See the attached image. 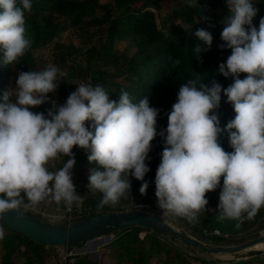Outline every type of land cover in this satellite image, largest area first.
<instances>
[{"label":"clouds","instance_id":"9594fccd","mask_svg":"<svg viewBox=\"0 0 264 264\" xmlns=\"http://www.w3.org/2000/svg\"><path fill=\"white\" fill-rule=\"evenodd\" d=\"M187 3L201 7L199 0ZM225 3L230 14L223 21L220 48L230 49L231 55L217 72L233 82L223 88L215 80L208 86L188 79L167 114V128L159 133L160 110L148 96L133 102L122 90L116 101L104 86L80 83L61 105L49 96L59 87L58 75H64L60 68L49 64L40 71H20L16 87L4 89L0 98V218L44 201L69 208L82 204L84 197L73 181L76 146L98 165L89 170L86 185L91 194H102L98 209L127 199L130 177L142 182L139 191L146 195L147 161L159 135L163 151L155 195L163 217L196 222L209 204L206 194L220 187L223 177L217 219L236 221L237 228L253 220L264 207V18L257 28L253 0ZM31 9V0H0V66L19 64L31 49L25 18ZM195 36L205 45L193 49L200 59L211 48L213 35L200 29ZM181 62L176 59L172 66ZM241 74L247 75L241 79ZM222 93L236 114L224 128L218 115ZM45 103H51L46 114L31 110ZM225 132L231 152L219 142ZM58 159L62 166L51 171L50 163Z\"/></svg>","mask_w":264,"mask_h":264},{"label":"trees","instance_id":"16d2710c","mask_svg":"<svg viewBox=\"0 0 264 264\" xmlns=\"http://www.w3.org/2000/svg\"><path fill=\"white\" fill-rule=\"evenodd\" d=\"M166 0H114L112 3H100V0H31L32 9L25 12L26 36L32 40L31 49L25 54L19 64L15 66H0V98L3 90L7 88L9 78L16 69L20 71L35 70L37 65L40 70L47 67L41 63L34 52L47 47L55 39L60 38L63 32L69 27L77 30L97 28L104 31L106 42H102L100 48L91 45L88 50L89 60L86 65L77 64L75 55L80 50L74 44L65 46L59 43L57 47H63L57 56L59 60L55 66L64 73L61 76L59 89L54 95L56 99H62L67 95L68 83L71 79L81 78L84 83L100 84L104 86L111 95L110 99L119 100V93L124 90L130 94L133 102L144 96L150 97V105L160 110L158 118V133L167 128V114L171 111L172 105L176 102L177 93L181 84L188 79H196L211 86L215 80L227 88L233 81L218 74L217 69L220 63L226 62L231 55L230 49H221L224 43L221 33L224 28L223 21L230 14L225 0H208L205 5L204 0H199L201 7L192 8L187 1L181 7H174L168 17L157 20L156 11H160ZM253 5L258 9L257 16L253 23L259 27V21L264 18V0H253ZM180 18V19H178ZM204 29L213 35V44L207 51L200 54V59L196 58L193 52L195 46L205 47L204 42L195 36L197 30ZM117 41L128 42L135 47L134 53L130 54L128 49L119 51L115 49ZM3 54L0 52V61ZM176 59H181V64L173 67ZM112 67L113 71H110ZM36 71V70H35ZM247 74H241L244 79ZM123 77L124 82L116 81ZM17 79V76L15 80ZM54 93H50L51 96ZM222 95L221 106L218 109L220 126L226 127L227 123L235 117L233 107L227 103V97ZM48 107L39 106L31 109L34 112H45ZM89 122H86V125ZM219 142L225 151L231 152L227 133H223ZM163 151V140L157 135L152 142V150L147 161L151 171L145 176L149 182L146 195L139 191L142 182L130 177L132 182L131 192L127 199H121L115 206L106 205L98 209L97 205L102 199L101 193L91 194L86 185L90 169L98 167L96 163H90L87 154L79 148L74 147L77 164L74 174L78 175L75 182L76 190L86 188L87 195L83 201V206L88 210L85 217L100 215L103 213L122 211L121 206L126 203L134 205L150 204L156 198L155 177L158 165L161 162L160 154ZM63 159H68L64 157ZM60 159V162H63ZM59 167H61L59 165ZM221 185L215 191L206 194L209 200L207 209L211 212L202 218V223L210 228L204 230H220L223 234H238L250 230L255 223L264 217V207L261 208L257 216L251 221H245L237 228L236 221L225 219L218 220L220 211L218 209ZM23 209V208H22ZM84 217V218H85ZM79 220V219H78ZM0 228L3 229L4 236L0 239L3 247V255L0 264H14V258L21 251L22 247L33 245L36 259L27 261L28 264L47 263L46 255L48 247L34 241L26 235L16 232L8 227L0 219ZM147 231L143 228H132L116 233L108 247L111 250L123 252L124 256L131 260L133 264H152V259L157 255L167 254L164 264H187L188 255L180 247L174 245L168 239L157 236L153 232H148L146 237L140 239L139 232ZM218 240H225L223 236L213 235ZM231 239V238H230ZM228 239V240H230ZM52 250V247H49ZM176 258V261H173ZM201 264H264V256H256L250 259L228 261L218 263L195 257ZM67 264H99L89 259L87 256H76L75 262ZM189 264V263H188Z\"/></svg>","mask_w":264,"mask_h":264},{"label":"rangeland","instance_id":"374dc122","mask_svg":"<svg viewBox=\"0 0 264 264\" xmlns=\"http://www.w3.org/2000/svg\"><path fill=\"white\" fill-rule=\"evenodd\" d=\"M176 2L175 7H181L184 5V3L187 0H173ZM173 1L166 0L163 3V7L160 11H156L157 14V20L160 22L162 17H168L171 13V10L173 9ZM114 0H100V3H112ZM204 4L208 5V0H204ZM180 19V18H178ZM102 42H106V37L104 34V31L97 28H88L86 32L84 30H77L76 28L69 27L60 38L55 39L51 44H49L47 47L37 50L34 52V56L38 57L41 63H44L46 66L49 64L56 65L59 56V52L63 49V47H57L59 43H62V45H69L70 43L74 44L76 47L79 48L80 52H72L73 56L75 55V59L77 64L86 65L89 60V54L88 50L90 49L91 45H95L98 48H100V45ZM115 49L119 51H123L128 49L129 53L132 54L135 51V47L131 46L128 42L125 41H117L115 44ZM40 69V66L37 65L35 67V70L38 71ZM110 71H113L112 67H110ZM17 76V70L15 69L9 78L8 86L7 88H15L16 87V78ZM61 76L58 75V83L60 84ZM116 81L124 82V78L120 77L116 79ZM84 83V81L81 78H74L71 79L68 83V89H67V95L62 99H56L54 98V95L57 94V91L51 96L52 101H58L59 104H64L69 96V94L76 90L78 87V84ZM42 106H46L48 108L51 107V103H45ZM60 159L50 163L49 169L51 171H55L59 168V165L62 166L63 162L59 161ZM86 175L89 174V172L85 173ZM78 179V175H73V181L74 184ZM77 193L84 197L87 195L86 188H83L80 191H77ZM22 195H24L22 193ZM84 201V200H83ZM25 202L27 203V199L25 198ZM137 208L136 205L133 203H126L121 206V210H130ZM148 209L160 212L163 214V210L160 209L157 205V197L154 199V201H151L149 204ZM23 210L34 213V214H40L44 217L45 220L56 223V224H67L70 222L77 221L78 219L84 218L88 214V210H86L83 206V203L79 206L73 205L72 207H67L63 203L60 205H57L56 203H48L47 201L41 202L40 204L29 207ZM211 210H205L202 213H200L197 216L196 222L189 223L186 218L181 217H169L168 219L175 224L177 227H180L184 230H186L189 234L192 236L214 245H237L244 243L252 238H255L261 234L262 231H264V217L260 218L255 225L248 231L240 232L238 234L230 235V234H223V237L225 240H218V237L216 236H210V231L204 230V228L210 229L206 227L202 223V218L207 215V213H210ZM214 230V229H213ZM212 230V231H213ZM148 234L147 231H140L139 237L142 239L143 237H146ZM116 233L110 235L108 240H106L104 243L97 246L96 249H87L85 251H79L76 248H66L64 246H55L52 247V250L48 247L46 255V261L47 263L44 264H67V262L74 263L76 256H87L89 259H91L94 262H98L99 264H133L131 260H128L126 256H124V253L119 252L117 250H111V248L108 247V244L115 239ZM231 238V239H230ZM230 239V240H228ZM177 246V245H176ZM259 247H264V244H261ZM182 249V248H180ZM186 252L188 255V263L189 264H201L200 261H198L195 257L203 258L208 261H215L214 258H210L205 255H199L191 253L190 251L186 249H182ZM3 247L0 244V263L1 258L3 255ZM36 257L34 246L28 245L27 247H22L21 251L17 253V256L14 258V264H28L27 261H35L34 259ZM228 261H235L236 259L231 256H224ZM167 258V254L163 253L162 255H157L152 259V264H164V261ZM177 259L174 258L173 261H176ZM187 263V264H188ZM170 264V263H169ZM256 264V263H253Z\"/></svg>","mask_w":264,"mask_h":264},{"label":"water","instance_id":"95a60500","mask_svg":"<svg viewBox=\"0 0 264 264\" xmlns=\"http://www.w3.org/2000/svg\"><path fill=\"white\" fill-rule=\"evenodd\" d=\"M20 211L22 214L11 210L0 219L12 230L46 247L64 246L76 248L79 251L96 249L98 245L108 240L110 235L139 227L164 237L191 253L214 258L218 263L227 262L224 256H231L236 260L264 256V249L255 247L258 243L264 242V231L259 236L241 244L214 245L192 236L168 218L163 217L162 213L147 207L103 213L67 224L52 223L40 214L23 209Z\"/></svg>","mask_w":264,"mask_h":264},{"label":"built area","instance_id":"2783aa9c","mask_svg":"<svg viewBox=\"0 0 264 264\" xmlns=\"http://www.w3.org/2000/svg\"><path fill=\"white\" fill-rule=\"evenodd\" d=\"M137 207H149V204L138 205ZM210 234L218 235V236H223V233H221L220 230H213V231H210Z\"/></svg>","mask_w":264,"mask_h":264},{"label":"bare ground","instance_id":"6f19581e","mask_svg":"<svg viewBox=\"0 0 264 264\" xmlns=\"http://www.w3.org/2000/svg\"><path fill=\"white\" fill-rule=\"evenodd\" d=\"M264 233V232H263ZM261 244H264V242H262V243H258L255 247L256 248H259V249H264V247H259Z\"/></svg>","mask_w":264,"mask_h":264}]
</instances>
